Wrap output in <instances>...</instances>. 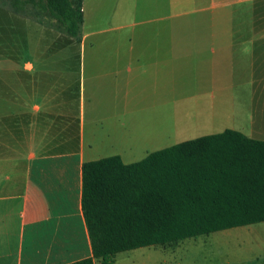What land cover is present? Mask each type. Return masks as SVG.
I'll list each match as a JSON object with an SVG mask.
<instances>
[{
    "label": "crops",
    "instance_id": "crops-1",
    "mask_svg": "<svg viewBox=\"0 0 264 264\" xmlns=\"http://www.w3.org/2000/svg\"><path fill=\"white\" fill-rule=\"evenodd\" d=\"M259 4L82 0L78 38L66 42L74 54H62L38 22L26 25L41 35L20 54L14 28L0 56V264L92 255L84 161L118 155L131 163L225 129L264 141Z\"/></svg>",
    "mask_w": 264,
    "mask_h": 264
},
{
    "label": "trees",
    "instance_id": "trees-1",
    "mask_svg": "<svg viewBox=\"0 0 264 264\" xmlns=\"http://www.w3.org/2000/svg\"><path fill=\"white\" fill-rule=\"evenodd\" d=\"M36 8L78 38L82 0H9ZM81 209L92 255L67 264H112L116 253L264 221V141L225 129L123 163L81 165Z\"/></svg>",
    "mask_w": 264,
    "mask_h": 264
},
{
    "label": "rangeland",
    "instance_id": "rangeland-1",
    "mask_svg": "<svg viewBox=\"0 0 264 264\" xmlns=\"http://www.w3.org/2000/svg\"><path fill=\"white\" fill-rule=\"evenodd\" d=\"M262 4L256 5L258 9ZM264 5L261 6L263 8ZM255 9V8H254ZM232 14L224 15V24L231 25ZM256 22H264V11L254 15ZM179 21V20H178ZM31 22H38L44 27V35L50 41L59 40L57 49L62 54H74L76 48L66 46L70 39L67 35L57 30L53 18L44 16L36 8L26 6L21 12H16L9 0H0V56L7 54L9 41H14V28L16 40L20 44V52H26V43L33 37H39L41 33L32 29ZM222 22V21H220ZM40 28V27H39ZM41 31V30H40ZM104 37V34H99ZM65 43L61 46V43ZM25 47V48H24ZM73 50L75 51L73 53ZM24 51V52H23ZM54 52V50H53ZM52 48L49 53H53ZM185 123L184 121H180ZM178 128H183L179 127ZM190 129V128H189ZM192 136L194 131L183 130ZM178 137V136H177ZM264 263V222L249 225H241L221 229L195 237L185 238L178 242L165 245L143 246L135 249L116 253L112 264H263Z\"/></svg>",
    "mask_w": 264,
    "mask_h": 264
}]
</instances>
